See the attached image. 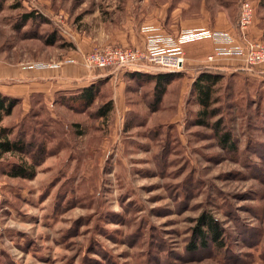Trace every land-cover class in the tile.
I'll return each mask as SVG.
<instances>
[{
	"label": "rangeland",
	"instance_id": "1",
	"mask_svg": "<svg viewBox=\"0 0 264 264\" xmlns=\"http://www.w3.org/2000/svg\"><path fill=\"white\" fill-rule=\"evenodd\" d=\"M243 1L0 0V98L15 100L9 115L0 112V138L32 149L0 154V264H264V64L185 60L179 72H154L174 73L154 109L147 81L141 95L130 91L135 104H113L102 118L96 111L115 95L107 80L118 71L81 61L109 45L130 48L119 43H138L143 27L167 35L216 25L240 43ZM248 1L245 38L264 43V0ZM65 65L77 79L62 78ZM206 67L218 74L216 115L200 125L193 82ZM91 85L99 92L85 106L81 91ZM41 158L31 179L8 173ZM202 214L220 224L223 246L191 251Z\"/></svg>",
	"mask_w": 264,
	"mask_h": 264
},
{
	"label": "built area",
	"instance_id": "2",
	"mask_svg": "<svg viewBox=\"0 0 264 264\" xmlns=\"http://www.w3.org/2000/svg\"><path fill=\"white\" fill-rule=\"evenodd\" d=\"M253 19V10L250 2L244 0L240 4L237 27L243 35L237 43L231 34L220 31H210L204 28L184 29L174 37L159 33L157 29L143 27L145 44L143 49L106 46L83 53L82 64L89 69H110L120 71L124 69L146 70L154 72H179L184 64L182 45L203 39H210L214 44V51L206 57L207 64H211L217 57L241 58L247 65L257 66L264 64V43L252 42L245 38V30Z\"/></svg>",
	"mask_w": 264,
	"mask_h": 264
},
{
	"label": "trees",
	"instance_id": "3",
	"mask_svg": "<svg viewBox=\"0 0 264 264\" xmlns=\"http://www.w3.org/2000/svg\"><path fill=\"white\" fill-rule=\"evenodd\" d=\"M174 73L167 74H159L155 75L153 78L155 79V85L153 89V109L160 102L162 94L165 90V84L171 81V77ZM217 73H213L212 70L208 69V67L203 68L198 76L195 78L193 82V88L197 94L198 103L202 106L201 115L203 117L198 119L197 122L200 125H208L206 122V118L214 117L216 115L215 110L209 109L210 99H211V86L216 83ZM163 83V85H162ZM162 85V87H161ZM98 86L91 85L90 87L84 88L81 91L80 98L83 100L82 102L85 106H90L95 101L98 95ZM15 100H7L4 98H0V112L5 115H9L11 113L12 107L14 106ZM113 101L108 100L105 101L100 107H98L96 111V115L98 117H106L108 113L112 110ZM218 125H215L213 129L218 131ZM5 129H0V132H4ZM219 134V133H217ZM221 137V145L222 147H227L228 140L230 139V134L228 132H224L222 134L217 135ZM233 144V143H232ZM32 148V143L30 144ZM32 151L26 150L24 148V143L22 141L10 140L6 137L0 138V154L11 152V153H19V154H28ZM41 152V153H40ZM44 153V149H40L39 155L42 156ZM32 163L26 165L25 163L21 164H13L10 173L11 177H20L25 179H31L35 175V167L41 163V159H32ZM221 232L222 228L220 224L212 218V216L207 214H202L197 220V225L195 228V235L191 243L188 245V249L191 251L196 250L197 247L205 249L208 246V243L211 242L218 247H222L221 241Z\"/></svg>",
	"mask_w": 264,
	"mask_h": 264
},
{
	"label": "crops",
	"instance_id": "4",
	"mask_svg": "<svg viewBox=\"0 0 264 264\" xmlns=\"http://www.w3.org/2000/svg\"><path fill=\"white\" fill-rule=\"evenodd\" d=\"M214 27H207L204 25H183L181 26L178 30H176V32L174 33H168L167 35H171V36H176L179 31L184 30V29H196V28H204L210 31H220V32H228V33H232L233 34V30H227L225 27L224 29H221L220 26H216L213 25ZM121 46H128V47H132L135 49H143L144 48V44H145V40H144V36H139V42L138 43H134L132 40L126 41L124 40L123 42L119 43ZM214 46L215 44L210 40V39H203V40H198V41H194V42H188L182 45V50L186 51V65L187 66H198L201 64H206V57L210 54L213 53L214 51ZM226 58H232V57H217L215 58V61L213 62L214 65H219L220 62H222L224 59ZM218 60V61H217ZM213 63H211L213 65ZM64 68H66L65 70L69 71L68 75H63L62 78L67 79L68 82H70L71 80H75L77 78H75V74L77 72V67H71L69 65H65ZM67 68H71V69H67ZM65 71V72H67ZM83 74L81 72H79V75ZM156 75V73H154V71L152 69L149 68L146 70H139V69H134L131 71H118L116 75H111L109 77V79L107 80V82H109V85L112 86V88L115 86V95L113 97H111L110 100H113V104L117 105V106H122L123 110L128 109L127 106L129 104H135L134 100L132 99V97H129V94H132L130 91H137L138 95H141V90L143 88H147L148 90V86H150L148 84L147 81H152V95H147V101L145 102V105L147 107V109H153L154 105V99H153V89H154V85H155V79L153 78ZM74 76V78H72ZM100 79L103 78V76L99 77ZM79 79V78H78ZM91 83V79H88V83H86L85 85H89ZM105 86L107 83H104ZM150 92V91H149ZM182 93V91H180ZM148 94V93H147ZM181 95V94H180ZM152 96V99H150ZM129 98H131V100H129ZM151 100V101H150ZM127 101V102H126ZM119 102V104H118Z\"/></svg>",
	"mask_w": 264,
	"mask_h": 264
}]
</instances>
